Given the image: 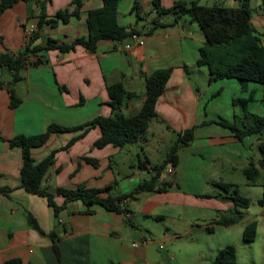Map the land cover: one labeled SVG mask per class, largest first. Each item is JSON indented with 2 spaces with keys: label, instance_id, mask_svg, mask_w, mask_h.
Listing matches in <instances>:
<instances>
[{
  "label": "crops",
  "instance_id": "obj_1",
  "mask_svg": "<svg viewBox=\"0 0 264 264\" xmlns=\"http://www.w3.org/2000/svg\"><path fill=\"white\" fill-rule=\"evenodd\" d=\"M160 1L162 8L170 9L177 1L190 5L193 0ZM198 1L206 6L218 1L225 6L229 2ZM42 2L43 13L49 18L58 11L71 12L75 8L74 0H19L0 14V53L23 55L22 63L15 68L0 67V187L10 189L0 192V263L20 258L23 264H216L215 257L222 247L210 248L203 242L189 241L187 236L210 231L211 223L218 224L215 220L234 208L232 190L226 191L220 185L226 183H217L218 180L205 175L216 167L243 170L242 163L248 166L253 160L248 159L251 148L247 140L251 135L240 140L218 121L243 118L244 106L250 113L264 114L262 85L250 81L243 91L236 78L210 82L209 71L206 74L196 65L199 48L205 42L198 22L188 14L175 21L172 12L160 13L155 9L153 0H138L139 14L132 9L135 0H119V24L138 29L145 37L142 45L132 43L127 50L123 45L131 40H102L94 52L81 45L67 52L47 48L48 38L70 42L86 35L87 13L101 7L103 0H81L78 16L71 15L67 22L59 20L54 27L47 23L38 25ZM238 5L239 1L234 0L226 7ZM31 22L38 29L29 40L30 48L38 50L25 52L28 43L25 27ZM252 23L254 33L264 45V0L257 5L255 14L252 12ZM149 27H154L153 31L145 34ZM160 68H172V73L157 100V118L148 132L154 135L156 125L177 133L196 127L193 140L179 150L176 172L173 175L163 172L160 177V181L171 182L167 189L143 190L120 201L121 208L130 213L129 219L123 212L108 210L98 203L88 207L82 200L69 202L56 218L46 197L20 186L21 149L11 146L8 139L17 134L43 133L50 124L73 127L99 115H110L107 88L118 82L136 93V97L121 106L126 116H133L145 101L146 77ZM195 71L199 75L192 78ZM200 73L203 81L196 82ZM10 90L20 100L17 106L10 105ZM233 98L237 102L233 103ZM81 132H54L44 144L32 148L36 162L56 150L54 163L43 180L49 191L79 185L99 189L110 186L103 195H124L151 176L149 164L139 166L131 159L122 160L121 154L129 145L96 147L94 143L101 136L98 126L65 149ZM148 132L137 141L143 149L150 143ZM86 158L96 159L98 164L95 166ZM116 158L120 160L114 163ZM218 159L221 161L217 162ZM146 170L148 177L142 173ZM217 185L220 187L212 189ZM231 185L233 189L235 185ZM64 199L63 195H55L57 204ZM261 205V211L244 220L249 206L243 219L231 224H242L244 228L247 223L257 221L255 241L264 225V204ZM27 211L46 234L29 224ZM50 231L60 238L59 259L48 235Z\"/></svg>",
  "mask_w": 264,
  "mask_h": 264
},
{
  "label": "trees",
  "instance_id": "obj_2",
  "mask_svg": "<svg viewBox=\"0 0 264 264\" xmlns=\"http://www.w3.org/2000/svg\"><path fill=\"white\" fill-rule=\"evenodd\" d=\"M19 0H0V14L8 7L12 6ZM27 1V0H24ZM239 5L236 7H226L220 4L211 6L202 5L198 0H193L190 5L177 1L170 9H164L160 0H153L155 9L160 13L172 12L175 21L181 19L184 15L189 14L193 20L197 21L205 35V42L199 48V57L196 65L206 66L209 71V81L221 78H236L242 85V90H246L248 82H258L263 87L264 100V45L261 38L254 33V25L252 23L251 0H238ZM75 8L69 12L68 10L58 11L53 17H47L42 12L39 15L38 25L47 23L54 27L59 20L67 22L71 15L78 16L81 0H74ZM138 0H135L132 7L139 14L140 6ZM119 0H103V5L99 8L91 9L87 13L88 33L75 37L70 42L57 41L48 38L47 48H56L61 52L74 50L77 45H81L87 50L96 51L100 41L102 40H127L131 33L136 30L134 27L126 28L119 24L117 19ZM154 27H149L145 34H150ZM37 32V31H36ZM36 32L31 39L35 37ZM30 39V40H31ZM30 42V41H29ZM26 44L25 52H35L38 47L30 48V43ZM23 55H11L9 53H0V67L8 66L9 69L20 65ZM172 68H160L155 70L145 79V101L139 112L133 116H126L121 111V106L125 101L136 97V93L128 91L121 82L108 86L110 96V105L112 113L108 116L99 115L92 120L78 126L66 127L57 124H50L46 131L36 135L17 134L8 139L11 146L21 149L22 166L20 170V186L31 193H35L46 197L48 204L53 208L54 216L59 217L60 212L66 208L69 202L74 200H82L88 207L98 203L106 209L123 212L120 201L127 198L135 197L143 190L163 191L171 185V182L160 181V177L168 164L172 163L177 166L179 161V150L181 147L188 146L194 138L195 126L185 129L177 133V140L171 145L166 152V157L160 163H150L145 157L144 160L139 159L138 165L143 166L149 164L152 174L149 178L142 180L134 191L124 195H103L102 192H108L110 186L103 189L87 187L79 185L75 188L57 187L55 191H49L44 187L43 180L49 169L54 163L56 150H53L45 158L36 162L32 156V148L44 144L49 136L54 132L82 130L80 134L73 137L65 149L70 147L78 138L92 127L98 126L101 130V136L94 145L102 148L108 144H112L119 148L139 141L153 125L157 118L156 103L160 95L166 88L170 79ZM12 107L17 106L20 102L10 90ZM218 93V92H217ZM219 124L229 128L238 139L242 140L245 136L259 135V152L261 158L258 163L251 160L247 167L244 168V174L250 185L257 184L260 175V166L264 167V115L250 113L244 106V117H236L233 122L226 119H220ZM1 138V136H0ZM93 165H97L96 159L86 158ZM226 191H230L231 184H220ZM263 196L259 200L264 204V184ZM9 187H0V192L6 193ZM64 196V202L57 204L55 195ZM231 199L234 208L227 214L218 217L215 222L221 225H231L241 221L251 201L248 197L242 195L237 187L231 191ZM89 212V210H86ZM27 219L29 224L37 229L40 233L46 234L45 230L40 226L37 219L32 213L27 211ZM257 221L253 220L246 224L243 230V239L246 242L255 241L257 236ZM52 240V247L56 257H61V249L59 246V236L55 231L48 233ZM216 264H238L237 250L233 244H226L218 251L215 257ZM0 264H23L20 258H12Z\"/></svg>",
  "mask_w": 264,
  "mask_h": 264
},
{
  "label": "rangeland",
  "instance_id": "obj_3",
  "mask_svg": "<svg viewBox=\"0 0 264 264\" xmlns=\"http://www.w3.org/2000/svg\"><path fill=\"white\" fill-rule=\"evenodd\" d=\"M233 3L234 0H228ZM221 1H218V4H223ZM227 2L225 6H230L231 3ZM262 0H251V8L253 14H255V10L258 4H261ZM189 15V14H188ZM187 15V16H188ZM201 69L205 71L207 74L208 68L206 66H201ZM198 72L192 73V78H195ZM202 74L198 77V81L202 82ZM217 94V93H215ZM233 103L237 102L235 98L232 99ZM256 105L254 102L253 107ZM264 115V114H260ZM154 135L150 134V143H147L145 148H141L138 146L137 142L129 144L127 148L124 149L121 154L122 160L125 162H129L130 159L132 162L138 164L139 159L144 160L146 156H148L152 163H160L166 157L167 150L171 147V145L177 140V131L167 130L165 127L161 125H156L153 128ZM257 142H259V135H251L247 140L248 146L251 148L249 152L248 159H253L258 161L261 158L260 152L257 147ZM141 143V142H140ZM119 161L120 158L114 159V163ZM221 161L218 159L217 162ZM243 168L247 166V163H242ZM244 170V169H243ZM241 169H237L235 171H229L228 169L217 167L212 170L211 173L206 174L205 177L208 179H216L217 183L224 182L226 184H234L235 187L238 188L239 192L248 197L251 201L248 212L246 213V219H249L250 216L255 213L261 211L262 205L259 203L260 199L263 196V184H264V167H260V175L257 180L256 185H250L247 182L244 171ZM145 177H148V171H142ZM211 180V181H212ZM220 186L212 187V189L216 190ZM232 190V188H231ZM206 192H210L205 190ZM224 192V190L221 189ZM212 229L204 230L205 232L200 236L197 233H192L187 236L189 241L195 242H203V244L208 247L220 248L225 246L226 244H233L236 247L237 255H238V264H261L264 263V225L260 227L259 237L256 241L246 242L243 239V225H220L216 223H211ZM205 234V235H204ZM204 235V237H202Z\"/></svg>",
  "mask_w": 264,
  "mask_h": 264
},
{
  "label": "built area",
  "instance_id": "obj_4",
  "mask_svg": "<svg viewBox=\"0 0 264 264\" xmlns=\"http://www.w3.org/2000/svg\"><path fill=\"white\" fill-rule=\"evenodd\" d=\"M38 29V26L36 23H29L26 27H25V40H26V43L29 42V40L31 39L32 35L37 31ZM127 40H131V41H128L126 43H124L123 47L127 50H130L132 48V43H137V44H144L145 42V37L142 35V33L136 29L134 30L130 37L127 39ZM25 43V44H26ZM164 172L166 174H169V175H173L175 172H176V166H174L172 163L168 164V166L166 167V169L164 170ZM125 217L127 219H129L131 217L130 213L127 212L124 214Z\"/></svg>",
  "mask_w": 264,
  "mask_h": 264
},
{
  "label": "water",
  "instance_id": "obj_5",
  "mask_svg": "<svg viewBox=\"0 0 264 264\" xmlns=\"http://www.w3.org/2000/svg\"><path fill=\"white\" fill-rule=\"evenodd\" d=\"M7 68V67H6Z\"/></svg>",
  "mask_w": 264,
  "mask_h": 264
}]
</instances>
